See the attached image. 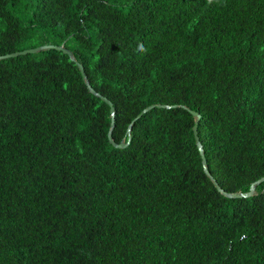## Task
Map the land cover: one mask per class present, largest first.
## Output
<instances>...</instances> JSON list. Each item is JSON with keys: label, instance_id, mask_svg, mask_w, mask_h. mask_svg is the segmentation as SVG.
<instances>
[{"label": "trees", "instance_id": "16d2710c", "mask_svg": "<svg viewBox=\"0 0 264 264\" xmlns=\"http://www.w3.org/2000/svg\"><path fill=\"white\" fill-rule=\"evenodd\" d=\"M44 44L0 59V264H264V180L224 194L264 177V0H0V56Z\"/></svg>", "mask_w": 264, "mask_h": 264}, {"label": "water", "instance_id": "95a60500", "mask_svg": "<svg viewBox=\"0 0 264 264\" xmlns=\"http://www.w3.org/2000/svg\"><path fill=\"white\" fill-rule=\"evenodd\" d=\"M50 48H55L57 50H62L63 52L71 55V51H69L67 48H65L63 45H53V44H44V45H41V46H37V47H34V48H28V49H24V50H21V51H16V52H12V53H8V54H5V55H2L0 56V59L2 58H6V57H11V56H17L19 54H27V53H32V52H37L39 50H43V49H50ZM78 67L80 69V72L82 74V77H83V80L87 86V88L93 92L94 94H96L97 96H100L99 93H97L92 87L91 85L89 84V81L86 77V74H85V71L83 69V66L81 64H78ZM102 99L104 101H106L109 105H110V112H111V125H110V130H109V133H108V137H109V140L112 144L116 145V146H125L123 143H120V144H115L111 138V130L112 128L114 127V107L112 105V103L105 97H102ZM154 105H150L149 107L145 108L137 117H139L142 113H144L145 111H147L149 108L153 107ZM194 115H197L196 112L193 113ZM135 120H133L131 122V124L128 126V132H130L131 130V125L132 123L134 122ZM193 132H194V136H195V141H196V145L200 151L201 154H203V149H202V145L199 141V138L197 136V127H196V124L193 126ZM203 164L205 165L206 164V161L205 159L203 158ZM206 170V168H205ZM262 180H264V177L260 178L259 180H257L256 182H254L251 187H250V190L248 192H245V193H241V192H235V193H225L226 195L228 196H232V197H236V196H247V195H251L253 193V190H254V185L261 182ZM215 183V181H214ZM219 188V187H218Z\"/></svg>", "mask_w": 264, "mask_h": 264}]
</instances>
